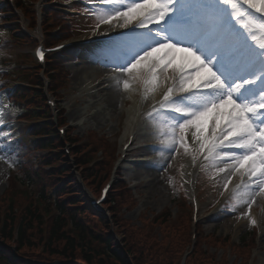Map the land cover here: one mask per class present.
Listing matches in <instances>:
<instances>
[{"label":"snow or ice","instance_id":"obj_1","mask_svg":"<svg viewBox=\"0 0 264 264\" xmlns=\"http://www.w3.org/2000/svg\"><path fill=\"white\" fill-rule=\"evenodd\" d=\"M88 2L92 32L105 37L98 63L120 74L116 88L160 92L146 113L162 145L152 150L187 153L190 131L205 160L240 177L233 199L251 209L264 196V0Z\"/></svg>","mask_w":264,"mask_h":264},{"label":"rangeland","instance_id":"obj_2","mask_svg":"<svg viewBox=\"0 0 264 264\" xmlns=\"http://www.w3.org/2000/svg\"><path fill=\"white\" fill-rule=\"evenodd\" d=\"M45 1L46 0H43L42 2L46 3ZM52 8L53 5H50L47 10L42 9V14L51 11L50 13H47V22H50L51 19L60 18L61 20L56 22V25L61 23L67 24V35H78L80 33V31L73 29V24L79 26L78 23L65 21L64 16ZM32 16H34L33 13ZM78 22L81 23L82 27L86 24L85 21L78 20ZM25 23L27 24V22ZM49 27H47V29ZM82 34L83 33H81V35ZM256 35H260V33L257 32ZM80 36L78 35V37ZM39 38L43 39L42 35ZM33 46L34 44L31 39L23 40V42L20 45L15 46L12 51H8L7 60H10L11 62V64L8 65V69H12L15 65L18 66V64H27V62L33 64ZM17 55L23 56L24 59L17 58ZM89 55V53H87V56L81 54L78 55L77 58L70 55L69 60L62 65V69L67 76H65L61 69L62 87H60L61 92H58L59 95L64 96L65 99L58 100L56 102V108L58 111L64 110L65 123L63 124H68V126H70L63 128L66 132L65 137L66 135L68 137L74 135L77 138H83L86 142H90L96 147L104 148L106 163L100 171V177L102 178V184L108 179L110 182L114 180L109 199L111 201L112 199L116 200V204L113 205L115 208L114 213L117 218V226L142 225L150 223L151 220H155L156 223L153 228L159 232L162 226L160 224H162L163 219L166 218L167 211H170V213H175L170 219L173 223L172 231L167 229L166 231L168 233L164 236L167 239H172V241L182 237L187 239V234L185 236L183 235L184 228L190 226V205L189 202H187V198L183 197L181 186L177 188L176 184L174 185V182L178 178H180V181L184 182L186 166L188 164H194V180L197 183V198L200 202V212L198 215L199 221L198 224L194 226L197 235H200L198 237V249H204L203 251H206L212 258L210 264H246L249 252L250 260L248 264H264L262 261L264 258V196H258L252 204L251 209H248L246 205H238L233 199V193L225 206H214L218 199L224 195V184L228 181L227 174L219 172V167H223V164L205 160L203 158V154L198 150L199 143L194 140L190 131L186 134L187 147L189 149L187 153H185L183 148H180L179 151H174L171 155L167 152L161 154L153 151V146L162 147V145H160V138L154 135L157 132V129L153 127L152 122L148 119L145 113L139 120L140 126L138 127V132L135 136V144L133 146L138 149L134 152V157L130 158V160L133 162L140 157L141 159H146V157H148L150 158V161L143 163H128L125 160L118 163L121 159L119 154L120 146L122 145L121 139L125 137V129H127L126 124L129 123V120L131 119V117L128 118L127 110L131 107L132 101L134 100L127 98L125 105L118 103L119 109L113 116L103 118L104 116L100 115L101 118L91 121V115L97 114V107L95 106L94 108L92 105L94 98L91 99V97L93 94L106 88L107 84L103 83L101 86H98L95 91H87L84 89L86 83H84V77L86 75L92 74L93 77L89 79V81L92 80L90 82H93L94 80H97L96 84H98L104 77V75H99L100 77L98 76V73L101 72V68H91L93 66L95 67V63ZM91 69H96L97 71H92ZM15 73L17 74V71ZM13 77H11V80L18 79L15 76ZM98 77L100 79H98ZM104 92L105 90H102L97 96H100ZM128 93H130V90L127 91V94ZM159 94V90L149 94L146 105L143 106V108H149L153 104V100ZM26 95H28L27 92ZM22 106L23 105H21L20 109H24V117L28 114L33 118L39 115L34 111H27L26 108H30V106ZM15 112L16 110L14 109L11 113L13 115H11L10 118L12 121L7 122L8 126L2 128L3 131L0 132V157H5L0 159V207L3 209L9 201H13L18 212H22L24 207L28 209L31 203L39 200V193H41L40 188L44 184H50V186H53V189L56 190L57 181L52 177L55 172L44 169L42 166L45 163L44 158H46L47 155L44 151H41L36 147L31 148L32 152L29 157L27 156L26 159L24 157L22 158L26 170H21L17 174L11 172V166H9V163L14 161L15 163L13 165L17 164L22 160L20 159L22 154H18L24 152L22 149H19L21 146L17 143V124L13 123L14 121L12 119ZM6 113L8 115V108L6 100L3 98L0 100V123L1 121L9 120L5 115ZM58 123L60 124L61 122L58 121ZM24 124L26 126L23 128L25 134L35 133L37 126L34 127L30 121L23 122L22 125L24 126ZM73 124H75V126ZM5 137H7V139H5ZM62 137H64V135ZM24 143L26 147L33 145L32 139L28 136L24 137ZM24 143L22 144L24 145ZM37 145L38 143L35 144V146ZM19 150H21V152H19ZM71 153H73V151H71ZM102 155L103 152L101 151L97 154V157L101 158ZM193 156L196 157L195 161L193 160ZM114 160L115 163L113 170L112 166ZM117 163L118 168L117 171H115ZM69 168L71 167H67V169ZM15 170L17 171L18 169L15 168ZM109 170L110 172L108 173ZM178 172L179 175L177 174ZM32 175L40 178V182L31 183L29 179ZM25 176L26 178H23ZM69 177L67 178V181L69 180ZM31 180H33V177ZM129 187L131 189H129ZM98 189V186L94 185L90 190L93 194H97ZM184 193L186 194V191ZM44 196L46 197L47 194ZM173 197L179 202L177 203V206L174 200H172ZM48 199L49 197L45 200L44 198L39 200L41 201V203H39L40 209L35 212L38 214L44 213L45 223L43 229H40L39 231L43 232L44 230L45 234L51 227L50 211L47 212L48 208L46 204ZM231 199L232 202L229 203ZM245 211H248L249 215L252 211H256V225L249 226V218L242 215ZM32 212L34 213V210H32ZM33 213H31V215H33ZM156 215L162 217H159L156 220L158 217H155ZM84 216V220L93 228L100 232L102 231L99 217L96 216L94 212H89L85 209ZM20 217L21 216H18L19 219ZM114 229V232L117 233V228L114 227ZM121 236L117 235L118 240H120ZM225 236L227 239L229 238L231 240L230 242L228 240L227 245H224L223 242V237ZM206 243H209L208 247L205 246ZM251 243L254 246H250L249 250L244 247H247ZM251 249L252 251L257 249V251L251 252ZM171 251L172 249L170 252ZM28 257L30 258L27 259L29 260L28 263L32 264L34 259H32L30 255H28ZM35 259H39V257H36Z\"/></svg>","mask_w":264,"mask_h":264},{"label":"trees","instance_id":"obj_3","mask_svg":"<svg viewBox=\"0 0 264 264\" xmlns=\"http://www.w3.org/2000/svg\"><path fill=\"white\" fill-rule=\"evenodd\" d=\"M71 183L68 185L64 184V186L59 188V191L68 189L67 187L72 186ZM81 199L76 204L75 202L68 204L71 207L76 206V208L68 209L65 207L64 211L63 209L60 210V215L56 218L47 236V241L43 243L46 245L41 253L38 252L36 247L42 244V241L38 240L39 230H36L33 226L34 222H37L36 217L30 216L31 211L28 210L26 215H20L21 217L16 229H14L15 219L9 210L6 211L3 220H0V264H23V259H30L28 255L32 258L39 257V259L60 260L62 264H72L71 262L75 261L78 264H129L126 260L125 253L123 254L116 247L109 234H105V236L95 235L93 231L87 228L85 223L74 222L76 214H69L72 224L74 222L72 229L66 232L63 231V216L66 213L65 211L75 212L80 209L83 210L84 208L82 209L83 206L81 204L84 202ZM115 201V199H112V204H116ZM110 210L115 211L114 206H110ZM102 222H104L103 219ZM15 236L16 239L14 240ZM92 244H103L105 250H96V247L91 246ZM12 246L15 248L14 254H12L11 248H9ZM144 248L145 243L142 242V237H140L138 243L131 246L130 250L127 249L126 253L128 256H132L134 264H147L145 263L146 261H143L145 257ZM17 257H20L19 260H17ZM191 260L189 262L190 264H199L205 259L203 255H200L193 263ZM24 264L29 263L26 262Z\"/></svg>","mask_w":264,"mask_h":264},{"label":"bare ground","instance_id":"obj_4","mask_svg":"<svg viewBox=\"0 0 264 264\" xmlns=\"http://www.w3.org/2000/svg\"><path fill=\"white\" fill-rule=\"evenodd\" d=\"M105 27H107V26H105ZM102 28H104V27H102ZM91 68H96V69L101 68V70H100L101 72L99 71L100 73H98V76L99 75H102V76L104 75L106 78H105L104 81H101L99 83V85L101 86L103 83L107 84V87L102 89L103 91L105 90V92L103 94H101L100 96H97V95L100 94V92H102V90H101V91L93 94L92 97H91V99L94 98V102L92 103V105L94 106V108H95V106L97 107L96 108V113L97 114L96 115H91L90 120L91 121H93V120L95 121V120L101 118L100 115L104 116L103 118L108 117V116L109 117L113 116L115 114V112L119 109L118 108L119 107L118 103L122 104V105H125V102L127 100L128 94H127V91H124L122 89V87L117 89L116 88V81L114 79H112L113 76H119L120 75L119 73L114 72L110 68L101 67L100 65H99V67L98 66H95V67L93 66ZM96 69H91V70L92 71L93 70L97 71ZM110 72H114V73H110ZM86 76L84 77V83L86 82L85 85H84V89L87 90V91H89V90L95 91L97 89V86L93 85L94 82H90L92 80L89 81V79H91L93 77L92 74H88ZM137 88L139 89V87H137ZM134 95H135V92L131 91L130 92V99L131 100L133 98H135ZM95 97H98V98H95ZM158 99H159V96H157L156 100H158ZM142 100H145L143 98V96L140 98V100L138 102H137V98H135V101L132 104V107H134V110H137L138 106H140V104H142V105L145 104V102H143ZM97 103H98V105H97ZM87 106H89V105H87ZM130 110H131V108H130ZM139 113H141V112L137 111L136 115H139ZM135 128H136V126H134V128L131 129L129 134H127L128 137L134 135ZM128 137H127V139H128ZM136 150L137 149H131L130 151L131 152H135ZM139 161H141V159L137 160L136 162H139ZM191 168H192V165L190 164L188 166V168L185 169L186 177L190 173ZM233 177H235V176H233ZM252 215H254V214H252ZM262 261L264 262V258L262 259Z\"/></svg>","mask_w":264,"mask_h":264}]
</instances>
